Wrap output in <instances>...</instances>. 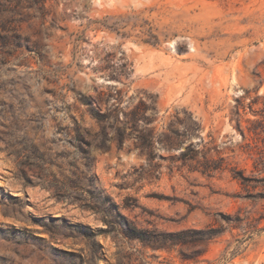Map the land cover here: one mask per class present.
<instances>
[{
	"label": "rangeland",
	"instance_id": "1",
	"mask_svg": "<svg viewBox=\"0 0 264 264\" xmlns=\"http://www.w3.org/2000/svg\"><path fill=\"white\" fill-rule=\"evenodd\" d=\"M114 87L124 111L155 98L150 158L91 115ZM262 108L264 0H0V264H264L263 203L231 170ZM183 109L201 129L170 142ZM199 136L220 168L181 159ZM238 210L260 229H229ZM206 225L223 233L202 244Z\"/></svg>",
	"mask_w": 264,
	"mask_h": 264
},
{
	"label": "trees",
	"instance_id": "2",
	"mask_svg": "<svg viewBox=\"0 0 264 264\" xmlns=\"http://www.w3.org/2000/svg\"><path fill=\"white\" fill-rule=\"evenodd\" d=\"M125 74V70L121 67H116L107 72V75L111 78H118L120 75ZM106 94V103L107 106L105 108V112H100L95 107L91 106L89 111L93 117L99 122L108 121V119L112 120V123L108 128L114 130L116 134V139L119 143L122 142L125 130L127 127H130L132 131L135 133V138L137 141L136 147L139 150V153L142 155H147L148 158L151 157L150 154V146L153 144L155 128L153 126H148L156 119L157 109H156V100L152 98L149 104L142 98H139L138 102L132 106L128 111H124L123 108L129 106H121L123 101V91L121 88H112ZM114 99V102L109 104L110 99ZM81 103L83 100H80ZM239 107L237 106L234 110V115L236 119H239L240 112ZM150 110V112H148ZM264 111V108L261 109ZM94 111V112H92ZM183 111V117H179L178 115H174L175 119L181 123V131L173 130L169 128V133L164 134L168 141L172 142L176 136H181L182 140L189 139L192 135L197 134L200 131L201 126L200 123L192 119V113L186 110ZM239 121V120H238ZM248 124L246 125L247 134L250 139L253 140V144L250 141H246L243 145L244 151L248 154V156L252 159V167L249 169V173H245V168H236L232 167L233 178H235L240 187L248 192L244 195L245 198H249L250 196H254V201H262L264 206V142L263 146L257 144L255 139L260 132H264V121L263 119H258L254 121H250L247 119ZM240 124L238 122L239 127ZM105 128V126H102ZM242 138H246V134L243 130L240 131ZM163 135V132L157 134V136ZM180 140V142L182 141ZM210 140H205L203 136H199V139L195 144L189 142L186 146V149L181 152V159L184 163H193L194 167H201L203 172H209L214 169L220 168L214 164V159L210 156V150L212 149L209 144ZM258 187L261 188L260 192L256 194L249 193L251 190H255ZM57 192V191H56ZM58 193V192H57ZM257 212V211H255ZM262 215H253L251 212H247L244 215H241V211L238 210L234 216L230 219L234 221L233 224L230 225V228H238L241 227L245 230V233L251 234L254 229L259 230V224L261 221ZM191 231L196 232L199 235L198 240L196 241L207 244L211 239L219 236L223 233L222 228L212 227L211 225H206V227L199 229H192ZM188 232V230H181L178 232L170 233V236H174L180 233ZM124 233L129 238H136L141 240L144 243L151 244L155 247L159 242H163L161 238L156 236L146 235L145 231L137 229L135 227H128L124 230ZM170 243H185L184 240H178L176 238H169Z\"/></svg>",
	"mask_w": 264,
	"mask_h": 264
}]
</instances>
